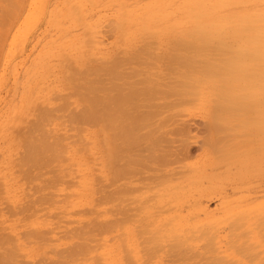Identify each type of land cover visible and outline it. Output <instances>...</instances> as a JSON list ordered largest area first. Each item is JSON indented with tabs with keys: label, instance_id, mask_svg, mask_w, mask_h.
Wrapping results in <instances>:
<instances>
[{
	"label": "bare ground",
	"instance_id": "obj_1",
	"mask_svg": "<svg viewBox=\"0 0 264 264\" xmlns=\"http://www.w3.org/2000/svg\"><path fill=\"white\" fill-rule=\"evenodd\" d=\"M46 2L47 0H0V64H2V55L6 47H12L16 41L19 42L18 45L20 40H23L19 29L24 26L23 23L28 16L35 11H43ZM205 3L206 0H198L196 7H199L189 14L190 20L196 24L197 28H194L193 24L194 29L189 30L190 32L185 37L164 44L159 50H155L150 42H142L138 48L129 49L131 51H126L125 55L120 58L114 56L110 59L111 62L104 61L105 64L98 66L94 65H97L94 59L91 61L88 58V61H91L89 63L90 61H85L86 58L83 57L85 62L82 65L86 64L85 67H82L81 63L70 66L72 64L70 60L71 64H67V67L69 66L71 70L68 69L70 74L67 75L66 84L72 96L67 93L68 97L65 95L62 97V99L66 98L64 101L60 99L63 101L61 107L60 105L50 107L53 101L51 102V98L42 94L35 98L36 104L35 100L24 104L22 110L15 115L16 123L21 122L20 124L24 126L19 132V143L26 155L20 153L21 158L24 156L22 161L19 157L20 162L26 161L28 169L31 165L33 166L30 169L37 167L36 169L40 170L38 172L41 174L43 172V174L36 172L39 174L37 175L33 170L32 172L36 174L34 177L42 176L44 184L52 186H55V182L64 180L71 170L80 169L76 168L74 160L75 156H78L77 151H80L77 149L78 145L88 144L86 136H81L85 132L83 128L88 126L87 123L94 125L101 122L100 129H96L98 124L95 129L96 133L101 132L102 134L101 145H103L105 154L106 175L111 179L106 184L111 182L113 192L108 193L111 191L108 185L104 188L108 191H104L102 187L104 184L99 182V186L103 184L101 187L97 184L100 188L98 189L102 188L104 194L108 193V195H104L106 198L104 199L103 193L97 189L99 193L96 192V194L98 197L101 194V198L105 201L103 203L102 199L101 201L97 198L101 203L97 205L98 200H96L95 208L93 206L94 209L90 208L93 218L90 217L92 220H88L86 222L88 225H86L90 226L89 221H93V224L100 228L99 230L97 228V231L94 226L90 227L95 229L99 235L104 225L105 230L109 229L107 232L111 233L110 238L114 250V257L110 264H264V206L238 209V212H233L228 208L223 210L225 215L218 220L200 221L196 216L197 211L195 212L191 206H189L188 214L184 215L186 208L184 200L186 196L184 195L190 192L189 188L194 183L193 178H189L192 168L186 173L184 169L188 167V163L185 162L184 165L179 164L177 167H180L179 169L166 170L183 158L181 156L179 159L178 156L180 153L183 154L186 140H181L182 138L177 140L180 134H177L179 128L177 126L178 129H175L174 122L182 116L185 108L191 106L204 105L207 109L208 134L204 137H207V142L206 139L204 141L210 144H206L207 147L212 148L209 152L213 153L214 163L237 165V167H232L238 169L237 174L242 177L250 167L247 166L258 157L257 154L264 153V31L261 32L253 27L258 22L264 21V16L245 13L235 19L228 18L222 21L223 25L219 30L214 26L217 22L212 20L213 17L208 16L209 9ZM92 62H94L93 65H89ZM59 95L61 97V94ZM69 97L73 99L70 100ZM57 99L54 100L58 102ZM72 105L73 107L76 105V110L77 107L82 109L76 111ZM56 106L64 110V116L67 115V122L71 124L68 123V125L72 126L71 129L69 126L68 128L70 132L73 129L76 133L75 141L63 133L56 135L55 125L54 131L49 127L47 129L48 125H44L48 122L45 120H50L52 117L51 108H56ZM58 114L57 117H60ZM64 116L61 118H67ZM54 122L52 119L53 124ZM55 123L59 125L60 122ZM60 124L65 127L64 123ZM80 124L82 127L83 124L85 126L82 128ZM50 126L52 127V124ZM61 130L63 128L60 132ZM171 136L175 140L170 138ZM180 140L181 142H178ZM175 142L181 146L180 151L174 148ZM88 146L89 144L86 148ZM83 148L85 147L81 150ZM85 149L82 151L86 153L88 150L85 151ZM252 150L256 155L254 157H251L252 153L249 156ZM80 153L81 151L78 154ZM211 154L208 156L210 157ZM183 161L185 160L180 163L183 164ZM76 162L79 163L78 160ZM253 164L251 165L254 166ZM168 165H170L169 168ZM190 166L192 165L189 163V168ZM218 166L219 168L215 167L220 170L219 172L222 167H227H220V164ZM229 166L227 170L221 172V174L224 173V176L222 175L224 179L230 176ZM216 172L217 170L215 174ZM222 176L219 175L218 179ZM38 179L36 182L29 180L37 185ZM77 183L82 184L83 180ZM38 185L37 190V187H41V184ZM42 188L47 189L46 191L39 190V192L46 195L51 187H43L42 184ZM140 189H145V191ZM53 191L56 195L57 189L55 191L53 188ZM138 191L141 194L136 196ZM74 194L71 197L77 196ZM39 195L41 196V193ZM55 195L52 194L53 197ZM68 196L67 198L70 197ZM67 198L65 202L69 201ZM45 200L48 198L44 200L42 198V201ZM51 201L50 205L55 204ZM39 202L41 201H37L36 207L42 206ZM31 204L34 205V203ZM96 205L104 206L106 211L104 209V212L98 211ZM27 207H25L26 211H31V209L28 211ZM231 211L233 213H229ZM108 216H111L108 221H112L108 222L109 224L105 222ZM102 217L105 220L104 225L101 224ZM86 227L83 230L88 231ZM222 228H227L225 235L221 234ZM78 229L82 235L86 234V231L84 234L80 228ZM101 230L104 231V229ZM74 231L73 235L68 237V239L70 237L73 239L70 244L74 246H65L63 250L51 242L49 252H53L57 258L55 259L53 255L54 259L48 262H46L48 258H44L45 262L37 261L43 262L42 264H62L63 262L60 261L64 258L66 264L70 260L66 261V256L73 257V260L76 259L75 264L81 263V260L85 262L87 259L88 261L89 258L80 257L83 258L80 259L79 256L86 253L84 248H88L87 251L91 249L89 246L92 245L86 242L89 235L86 234L87 238L84 242L85 237ZM91 231L87 233L91 234ZM32 232L37 237L41 235L38 234L40 230L35 229L34 232L32 229ZM43 233L42 235H45ZM74 233L78 236H74ZM8 234L5 233L4 236ZM35 235L32 237H36ZM7 237L6 243V239L3 241L6 237L2 240L4 245L14 239L13 236L10 240V236ZM43 237L42 242H45L46 236ZM39 238L37 240H40ZM50 240L46 239V241ZM101 240L99 239V242ZM13 241L16 240L9 243ZM104 241L102 246L107 244ZM99 242L97 243L100 248ZM84 243L86 246H83ZM12 247L9 246V248ZM95 247L94 251L99 249ZM5 248L8 250L7 255L5 253L0 258L1 262L16 264L14 259L17 257L14 259L12 257L18 256L20 250L17 248L18 251H15L18 253L12 255L16 247ZM46 251L41 249V253L38 252L41 255L44 252L43 256L48 257ZM88 253L90 256L91 251ZM40 258L43 259L42 256ZM95 260L94 258V263ZM72 262L70 261V264ZM103 262L105 261H96L95 264H103Z\"/></svg>",
	"mask_w": 264,
	"mask_h": 264
},
{
	"label": "rangeland",
	"instance_id": "obj_2",
	"mask_svg": "<svg viewBox=\"0 0 264 264\" xmlns=\"http://www.w3.org/2000/svg\"><path fill=\"white\" fill-rule=\"evenodd\" d=\"M197 2L198 0H47L44 8L45 11H35L28 16L26 19L27 22L25 21L23 23L24 26H21L19 29L21 30L20 34H22L21 38L23 40H20V44L18 45L17 43L19 42L16 41L12 47H6L2 55V64H0V258L3 257L5 253L7 255L8 250H6L5 247L8 249L16 247V249H14L15 253H12L13 255L19 252V254H17L18 256L12 257L13 259L17 257L14 259L17 262L16 264H36L35 262L42 264L45 262L44 258H48V260H46V262H48L50 259H54V256L55 259L57 258L53 252H49L51 251V247L49 246H52V243L53 245L55 244L56 247L62 249H65V246L68 247V245L74 246V244H70L73 239L70 237V240L68 237L71 234L73 235V231L76 229L77 231L74 232L82 235V233L78 232L80 231L78 228H80L83 233L86 231L85 233L87 236L89 235L88 240H86L87 244L89 242L94 248L88 245L92 249H90L91 257L88 253L90 251H87L88 248L83 249L84 252L86 249V253L82 256L80 255L79 258L86 257L89 259L87 261L85 258V262L81 260V263L79 264H95L96 261L102 262L103 260L105 261L103 264H110L112 262L114 257V250L112 249L113 244L110 238L111 233L108 234L107 232L109 229L105 230V225L103 224L105 221L103 220L104 217H102L101 220V224L104 225L101 229H104L106 232L101 229L100 231L102 232L101 234L104 232L105 235H99L97 231L100 227L98 228L97 225L93 224V221H89V223H91L89 225H92L91 227L94 226L96 230L98 228L97 231L90 226H87L88 224L86 223L88 220H92L90 217L93 218L91 210L93 207L95 208V201L102 199L101 194H99L98 197L96 192L99 193L101 191L104 199H106L105 196L108 195L109 192H113V190H111V182L106 184V182L109 180L111 181V179L106 175L105 154L103 145H101L102 134H100L101 132L96 133V129H100L101 122L97 123L99 127L97 124L93 125L87 123L89 127L83 124V127H86L85 129L80 124L85 131V134L82 133L81 136H86V140L89 144L88 148H86L88 144L86 146L78 145L77 149H80L81 153L78 154L80 151H77L78 153L76 155L79 157L75 156L74 163L76 164V168L80 169L77 170L73 168L74 170H71L72 174L69 173L66 176L67 178L65 177L64 180L55 182V186H52L44 184V177H34L39 173L38 171H40L39 169H36L37 167H32V169H30L33 165L29 164V166H31L28 169V163L26 161H23V163L20 162L19 157L22 161L26 155L24 154V149H21L19 143V132H21L22 127L24 126L20 124L21 122L16 123L15 115L22 110L24 104L32 103L34 100V103L36 104L37 101L35 98L42 94L46 95L47 98H51V102H54H52L50 107L55 105H60L61 107L63 101L66 99H62V97H68V95H71V91L66 84L67 75L70 74L68 69L71 70L69 66L67 67V64L69 65L72 63L70 65L72 66L76 64L80 65L81 63V66L85 67L86 64H83V66L82 63L86 60L88 61L89 58L91 61L94 59L93 61L97 63V65H94L98 66L100 64H105L104 61L108 62L109 60V62H111L112 60L110 61V59L112 57L114 58V56L120 58V56L125 55L124 53L126 51H131L129 49L134 50V48H138L142 42H150L155 50H159L164 44L185 37L188 32L192 31L193 24L194 28H197V26H195L196 24L189 18L190 12L199 7H196ZM206 5L209 9L208 16L213 17L212 20L217 22L214 26H216V29L219 28V30L223 25L222 21L228 18L235 19L245 13L260 14L264 16V0H206L205 6ZM253 27L263 32L264 21L258 22L256 25H253ZM88 42L91 43L89 44ZM83 57L86 58L85 61L83 60ZM64 60H68L67 62L69 63ZM91 61L89 63H91ZM94 62L89 65H93ZM59 94H61V97ZM56 98H58V102L54 100ZM72 99L73 98L71 97L70 100ZM35 104H33V106H35ZM76 105H74V107L72 105V108L75 110ZM78 109L79 107H77V110ZM51 110L53 114L52 117H50V120L45 118V121H48L44 123V125H48L46 128H52V131L56 130V135H58V133L69 135L67 137H70V139L73 138L75 141V139H77L75 136L76 133L73 129L70 132L72 126H69L71 124L69 121L67 122L68 117L67 115L64 116V110H60L57 106L56 108H51ZM55 112L57 114L59 113L60 115H58L60 117H57ZM181 115L182 116L177 119L178 123L174 122L175 124L177 123V125L174 124V126L176 130L178 128L181 129H178L177 131V134H180L177 136V140L181 138V140H186V145L182 152L183 154L180 153V156H178L179 159L183 156L182 160L185 161H183V164L180 163L181 160L173 166L168 165L167 167L169 168L170 166V168L166 170L174 171V169L176 170L180 168H177L179 164L181 166L186 163H188V167L184 169L185 172H190V169L192 168V172L189 173V178H193L194 183L189 188L190 192L187 190L188 194L185 193L184 195L186 196L184 199L186 201L184 215L188 214L189 206H191L192 209H195V212L197 211V219L207 222L222 218L225 215L223 214V210L228 208L233 210V212H238V209L245 210L257 206H264V153L261 152L263 154H257L258 157L256 158L258 160L255 158L254 162H251L250 165L247 166L250 167L242 177L240 174H237L238 169L233 168L237 167V165L229 166L218 162L220 167L227 166L225 168L222 167L221 172L225 169L227 170L228 166L230 168L228 170L232 177L226 176L227 179H224V173L221 174V172H219L220 170L217 169L219 168V164L214 163L212 158L214 157L212 155L213 153L211 154V152H209L210 149L212 151V148L210 146L209 148L207 147L208 145H206L209 144L206 143L207 137L204 138L208 134L206 126L208 113L206 107L204 105L191 106L185 108ZM63 116L67 118H61ZM52 119L53 122L59 121L64 124L67 122V124H65V127H62L63 124L59 123L58 125V123L55 122L53 124ZM49 122L50 125L52 124V127L49 125ZM60 127L63 128L61 132ZM53 128L55 129L53 130ZM170 138H173V136ZM173 139L175 140V138ZM204 139H206V142ZM73 140L71 142H73ZM181 140L178 142H181ZM178 142H175L174 148H177L180 151L181 146L177 144ZM80 147H85L86 149L83 148L82 150L85 149V151H88L85 153ZM20 153H22V155L24 154L22 158ZM251 153H254L253 150L249 152V156L252 155ZM210 154L211 156L209 157L208 155ZM254 156L256 155L253 154L251 157ZM72 158H74V156H72ZM77 160L79 161L78 164L76 162ZM189 163L192 165L190 168ZM252 163H254V166L251 165ZM21 164L23 166H21ZM215 166H217V168ZM231 167L233 169H231ZM255 168H257V170H255ZM25 170L27 171L25 172ZM216 170L220 174L217 172L215 174ZM32 171L37 173L34 174ZM74 171H77L78 173ZM185 172L184 174L187 173ZM39 174L42 175L43 172L42 174ZM218 174L223 176L218 179ZM40 177L41 179H38ZM36 178L38 181L42 182L40 183L37 181V185L38 183L41 184V187L39 186L40 184L38 185V190L36 189L37 185H34V181L36 182L37 180ZM80 180H83L82 184L77 183ZM99 182H102L104 186H102L103 184L101 183L99 186ZM42 184L43 187H51L50 189L52 191L48 189L47 193L43 192L46 193V195H42L41 191H46L47 189H43ZM60 184L62 186H60ZM95 184L96 187H94ZM97 184L99 187L102 186L104 191L107 190L104 188L108 185V188H110L111 191L107 190L108 193L105 195L102 188L99 190L100 188L97 187ZM53 188L55 191L57 189L56 195ZM39 190L41 191L39 192ZM140 190L145 191V189ZM40 193L41 196H44L42 197L43 200L45 198H48V200L42 201V198L39 195ZM48 193H51L49 194L51 195V198L48 197ZM67 193L70 194V197ZM73 193H75L74 195L77 194L76 197L73 196L74 198L71 197ZM52 194L55 196L53 197ZM140 194L141 192L139 193L138 191L136 196H139ZM67 196L69 198H67ZM66 198L69 199L70 202L66 201V203ZM29 199L30 201H28ZM31 199L36 200L34 201ZM37 199L41 201L39 202V205L42 206L36 207ZM49 200H52L51 202H55V204L50 205L51 203ZM46 201L49 204L46 203ZM104 201L105 200H103V203ZM27 202H30V204L27 205ZM42 202H45L46 204L43 203V205ZM96 202L97 205L101 203L99 200ZM31 203H34V205ZM25 204L28 207L25 206ZM25 207L28 208V211L29 209H31V211L27 212ZM97 207L99 209L98 211H106L102 205ZM46 211H49V213H46ZM233 212L231 211L229 213ZM47 214H49V216ZM35 215L37 216L35 217ZM41 217H44L45 219H42ZM106 219L105 222L109 224L108 222L110 221L108 220L111 219V216H108ZM83 225H86L87 227ZM84 227H86L85 229H88L89 233L93 229L91 234L87 233V230H83ZM31 228L34 229V232L35 229L37 231L40 230V233L38 232V234L42 235L44 232L43 234L45 235H42V237L39 235V237H41L40 239L32 232ZM28 229L31 232H29ZM68 229H71L70 232L72 233L68 232ZM226 230L227 228H222L221 234L225 235ZM5 233L9 234L4 236ZM31 233L36 237H32L33 235H31ZM76 233H74V236L77 235ZM86 234L82 235V237H85ZM7 236H10L9 240L14 237L12 240L16 241H13L10 244L9 242H11V240L8 242L9 245L8 243L7 245H4L3 241H5V239V243L8 241ZM43 236H46L45 242H42V238L44 239ZM38 238L40 240H37ZM47 238L51 240L46 241ZM79 238L81 237L79 236ZM86 238L87 237L83 238V241ZM103 238L106 241H104ZM99 239L102 240L99 242ZM103 241L107 243L105 246L101 245ZM97 242H99L101 246L100 248L98 247ZM84 245L86 246V243H84L83 246ZM9 246L13 247L9 248ZM95 246L99 248L98 250H95L97 252L94 251L96 248ZM17 248L20 251H18ZM41 249L42 251L47 250L46 252L51 255L47 254L48 257H44V252H42V255L40 254ZM15 250L18 252L16 253ZM9 251L11 252V250ZM41 256L43 259L40 258ZM69 257L70 256H66V261L70 259L66 264H70V261H73L72 264H75L76 259L73 260V257ZM94 258L96 259L95 263ZM62 259L63 261L60 262L65 264L64 258ZM37 260H43V262H38ZM0 264H3V261L1 262L0 260Z\"/></svg>",
	"mask_w": 264,
	"mask_h": 264
}]
</instances>
